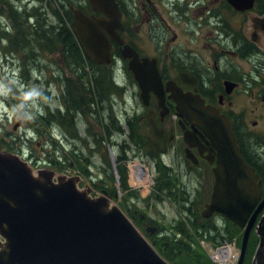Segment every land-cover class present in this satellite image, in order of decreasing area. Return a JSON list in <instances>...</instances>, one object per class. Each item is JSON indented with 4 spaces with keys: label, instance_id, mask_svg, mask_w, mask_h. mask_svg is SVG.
Segmentation results:
<instances>
[{
    "label": "flooded vegetation",
    "instance_id": "obj_1",
    "mask_svg": "<svg viewBox=\"0 0 264 264\" xmlns=\"http://www.w3.org/2000/svg\"><path fill=\"white\" fill-rule=\"evenodd\" d=\"M113 1L122 28L116 33L124 45L136 52L139 59H148L154 64L160 81L154 82L150 91L142 94L130 73L135 104L131 108V115L125 112L123 120L132 124L133 133L127 125H121L125 133H119L123 139L118 156L125 148L127 158L129 154H144L148 161H159L171 172L181 170L189 176V181H198L197 194L207 192L208 203L214 183L212 169L216 165V152L205 131L196 125V115L201 108L216 110L231 124L239 150L251 145L245 117L250 109L243 105L240 111H236L234 100L235 96H249L260 109H264V52L247 36V31L254 29L252 19L264 16V0ZM51 2L57 9L66 11L67 27L72 32L75 10L87 17H102L92 10L89 0H0V30L12 25L22 26L26 16L29 24L34 23L37 14L44 13V10L48 12ZM122 48L110 40L112 62L109 65H95L86 56V65L97 69L106 67L114 73H118L120 68L128 70V60L121 56ZM60 64L56 68L62 73H58L57 77L61 78L64 74L71 77L63 62L60 61ZM31 72L27 70L26 74L30 75ZM88 74L91 75V72ZM113 84L115 86V82ZM124 89L123 94H127L128 90L126 87ZM117 94L115 92L113 96ZM115 118L116 123L121 122L120 118ZM149 123L155 124L156 136ZM129 134H133L132 142L128 139ZM238 136L241 137L240 141ZM149 142L154 148L149 146ZM163 157L168 159V164L164 163ZM29 158L32 166L41 163L39 158L34 162V157ZM127 162L122 161L125 167ZM91 177L94 178L89 173L87 179L92 187L95 182ZM97 186L102 188V192L108 190L103 182ZM201 212L199 216L204 222L223 219L216 214L204 219ZM126 213L155 245L157 239L154 235L158 228L152 226L150 221L143 223V216H136L135 211L126 208ZM167 247V243H164L163 248L156 250L161 253Z\"/></svg>",
    "mask_w": 264,
    "mask_h": 264
},
{
    "label": "water",
    "instance_id": "obj_2",
    "mask_svg": "<svg viewBox=\"0 0 264 264\" xmlns=\"http://www.w3.org/2000/svg\"><path fill=\"white\" fill-rule=\"evenodd\" d=\"M89 4L102 17L75 10L72 22L85 56L95 65H109L113 41L123 47L121 56L128 60L141 93L150 91L159 81L157 69L148 59H139L116 33L122 28L114 1ZM252 24L247 36L264 52V16L252 19ZM196 118L216 152L214 183L201 215H220L243 231L238 264L243 263L253 231L258 242L250 264H264L262 181L240 155L227 118L207 107ZM149 124L156 136L155 124ZM149 146L154 148L151 142ZM79 180L47 171L34 176L19 156L0 153V264H170L107 197L92 198L90 189L79 190Z\"/></svg>",
    "mask_w": 264,
    "mask_h": 264
},
{
    "label": "rangeland",
    "instance_id": "obj_3",
    "mask_svg": "<svg viewBox=\"0 0 264 264\" xmlns=\"http://www.w3.org/2000/svg\"><path fill=\"white\" fill-rule=\"evenodd\" d=\"M0 32L9 33L10 31L7 27L0 30ZM6 45L7 41L0 39L1 154L4 152L18 154L24 159L37 156L41 160L40 165L37 164L36 167H31L30 165L34 169L32 170L35 174L39 171H47L54 173V176H78L80 178L77 185L79 190H86L92 187L89 185L90 182L86 178V175L82 174L75 167L73 156L80 158L88 157L91 163L88 172L94 176V181H104L106 177L104 184L107 185L108 189L111 190L114 188L115 190V194L110 197V205L117 206L124 213H126V208L131 212L135 211L136 216H143V223L150 221L152 226L158 228V231L154 235V238L157 239L156 242L162 246L164 243H167V249L171 247L170 242L166 240L161 242V240L164 238L173 239L174 235V240L182 238L181 235L177 234L176 230L179 226L183 227V225L188 235L195 239L197 246L208 259V254L201 245L203 241L211 243L216 247L221 246L224 242L237 244L238 239L241 244L242 231L239 230L240 233L233 237L226 235L225 230H230V226L226 225L224 219L209 221L210 226H216L218 229L216 231L208 232V229H194L195 220L197 221V226L202 225L201 228L207 225V222L200 219L199 214L203 210V206L207 203L208 196L205 191L197 194V187H199L198 181H189V176L181 170L173 169L174 172H171L169 170L170 168L161 166V170L163 171H158L156 161H148L145 155L129 154L127 166L125 167V184L122 185L123 183L121 182V176L119 177L117 167L119 162H115L117 155H119L121 140L123 139L119 134L112 133L113 137L109 140V143L105 141L103 144L104 148L101 147L103 148L102 154H89L90 149L93 147L92 138L103 137L99 128L95 127V125L98 126L100 118L94 112V116L88 114L85 117H76L75 123H77L78 127L77 137L64 134L57 126H53L52 129L42 128L39 123H41L42 117L44 118L46 116V108L51 113L56 110L63 113L65 109V98H63L64 81L60 80L64 75L57 80L52 79V77H57L58 73H62L56 68L57 64L53 62V60L57 62L59 57L57 55L37 57L36 61L31 64V68L34 69L31 70L30 75H26L30 78H26V76L21 74V68L18 67L21 63L20 59L17 56L3 51ZM91 71L92 69L86 65V74ZM52 74L53 76L51 77ZM115 77L119 78L115 81V86L119 88L126 87L128 92L121 96L118 94L112 96L106 101L104 98L105 94L100 97L103 107V109H99L100 112L103 111L101 120L104 119L103 123L107 124L116 121L115 117L120 118L121 122L119 124L124 123L125 112L131 115V108L135 104L132 95L134 91L130 72L127 69L122 70L120 68L118 73H115ZM24 79L28 81H24ZM118 100L120 101L119 103L114 102ZM234 102L236 111H240L243 105H247L250 109V111L245 113V117L248 120L246 123L247 129H249L251 135L248 141H250V144H253L255 141L262 144L260 148L263 151L259 150V153L264 158V109H260L257 103L249 96H235ZM255 107L258 109L256 110ZM253 121L256 123H252ZM90 127L92 128L91 130ZM12 137L16 138V140H12ZM13 141L15 144H11ZM1 142H7L6 144L12 145V147L16 148V151H8L4 148L6 145H1ZM86 143H88L87 148ZM44 153L47 155V160ZM32 160L34 162V158ZM162 160L168 164L166 157H163ZM50 161L61 164L70 162V167H66L63 172L57 173L48 165ZM81 161L83 162V159ZM138 164L145 167L147 171L145 168L142 170L137 168L139 167ZM134 165L137 166L134 167ZM174 166L176 167V164ZM131 174L132 177L130 180ZM109 176L112 177V181ZM191 176L194 175L192 174ZM167 181L173 182L171 184L174 185V189L170 186L172 188L171 191L163 190L160 192L159 188L164 187ZM147 183H149V186L146 185ZM92 190H94V192L91 191L92 196L100 195L102 192L96 191L95 189ZM126 215L130 218L127 213ZM132 222L134 223L133 220ZM138 229L141 230L140 227ZM252 233L253 231L251 235ZM205 234H207V238L203 236ZM251 235L249 244L254 239ZM221 237L225 240L223 241ZM256 245L251 251L246 249L242 264H249L251 262L250 259ZM193 247L197 248L196 245H193Z\"/></svg>",
    "mask_w": 264,
    "mask_h": 264
},
{
    "label": "trees",
    "instance_id": "obj_4",
    "mask_svg": "<svg viewBox=\"0 0 264 264\" xmlns=\"http://www.w3.org/2000/svg\"><path fill=\"white\" fill-rule=\"evenodd\" d=\"M47 10L48 12H45L44 10V13L37 14L36 18L34 17V23L30 22L29 24L26 16L25 23H23L22 26L19 27L17 25H12L9 28V33L0 32V39H4L7 41V45L3 48V51L6 53H10L13 56H17L20 59L22 63L20 68L23 69L21 74L23 76L27 75V70H33V68H31V64L32 62L36 61L37 57L52 55H57L59 57L57 59V62L56 60H53V62L58 66H61L60 61L63 62L67 71L72 75L70 77L64 74V76L60 79L64 81L63 98H65V109L63 113H60V111L58 110L51 113L49 109L46 108V116L44 118L42 117L41 123L39 124L44 129H52L53 126H57L64 132V134L77 137L76 134L78 131V127L77 123H75L76 117H85L88 114L90 116H94L95 114L100 118L98 126L95 125V127L99 128L103 137L100 136L99 138H92L93 147L92 149H90L89 154H102V149L104 148L103 144L105 143V141H108L109 143V140L113 137L112 133H125V131L121 128L122 124L127 125L133 133L131 127L132 124L128 123V121L122 124L116 123V121L108 124L103 123L104 119L101 120L103 111H99L100 108L103 109L100 97L104 96L105 94L104 98L106 101L113 96L114 92L118 93V95L121 96L125 92V89L114 86L113 83L118 80V78L115 77V73L112 72V69L106 67L97 69L90 65V68L92 69L91 75L86 74V56L77 43L73 32L67 27L68 17L65 15L66 11L60 8L57 9L53 2L48 5ZM49 15H51L52 17ZM53 21L59 23V25H57ZM4 36H6V38H4ZM52 76L53 74L51 75V77ZM26 78H28V76H26ZM52 79L57 80L58 77H52ZM24 81L28 80L24 79ZM237 125L238 123H236V126ZM91 129L92 128L90 127V130ZM240 138L241 137L238 136L239 141ZM128 139L130 142H132L133 134H129ZM12 140H16V138L12 137ZM6 143L7 142H1V145H6L4 148L10 152L16 151V148ZM136 143L139 144L138 141H136ZM11 144H15V142L13 141L11 142ZM87 144L88 143H86V148ZM261 146L262 144L255 141L251 145L248 144V148L243 149V147H241L240 153L245 161L256 170L259 179H261L262 181L264 195V158H262V154L259 153V150L263 151L262 148H260ZM121 150V156L117 155L115 162H119L117 166L118 173L119 177L121 176V182L124 185L126 170L122 161H128V158L124 155L126 152L125 148H122ZM105 154L107 155V153ZM45 156L47 160V155L45 154ZM73 157L75 167L78 168L82 174L86 175L87 178L89 176L88 168L91 167L89 158H80L78 156ZM36 158L38 157L35 156L34 160H37ZM81 159H83V162L81 161ZM48 163V165H50V167L56 172H63L66 167H70V162L61 164L59 162L57 163L54 161H50ZM161 166V163L157 161L156 168L158 171L161 170ZM109 177L112 181V177ZM90 179L94 181V178L91 177ZM105 179L104 181L95 180V185H93L92 188L100 192L102 188L97 185H99L101 182L104 183ZM171 182L167 181L164 187H160V192H162L163 190L171 191L172 188L174 189V185H172ZM170 186L172 188H170ZM105 193L109 197H112L113 194H115V190L114 188L111 190L108 189ZM196 222L197 221L195 220V230L208 229V232L218 230L216 226H210L209 221L206 223L207 225L204 226V228H201L202 225L197 226ZM225 222L226 225L230 226V230H225L226 235L233 237L234 235L240 233L239 229L233 226L230 222L226 220ZM176 231L177 234L182 236V238L174 240V235L173 239L164 238L161 240V242L166 240L171 244V247L169 249L161 252V256L166 261H168L170 264H213L206 257L203 251L197 246L195 239L188 235V232L184 225L183 227L179 226ZM253 235L254 234L252 233L251 236L254 238L252 239L253 242L251 244H249L248 242L247 249H249L250 251L254 248L257 242L256 236ZM203 236L207 238V234ZM221 239L223 241L225 240L223 237H221ZM237 244H240L239 239L237 241ZM193 245H196L197 248H194ZM155 246H157L158 248H163V246L161 244H158L157 242L155 243Z\"/></svg>",
    "mask_w": 264,
    "mask_h": 264
},
{
    "label": "built area",
    "instance_id": "obj_5",
    "mask_svg": "<svg viewBox=\"0 0 264 264\" xmlns=\"http://www.w3.org/2000/svg\"><path fill=\"white\" fill-rule=\"evenodd\" d=\"M201 245L214 263L237 264L238 262L239 252L234 244L226 243L215 248L204 242H202Z\"/></svg>",
    "mask_w": 264,
    "mask_h": 264
},
{
    "label": "bare ground",
    "instance_id": "obj_6",
    "mask_svg": "<svg viewBox=\"0 0 264 264\" xmlns=\"http://www.w3.org/2000/svg\"><path fill=\"white\" fill-rule=\"evenodd\" d=\"M116 84L119 85L118 83H116ZM25 159H27V158H25ZM28 159H29V158H28ZM28 159H27V160H28ZM137 168H140V169L142 170V169H143V166H140V165H139V167H137ZM248 242H249V239H248ZM247 245H248V244H247Z\"/></svg>",
    "mask_w": 264,
    "mask_h": 264
}]
</instances>
